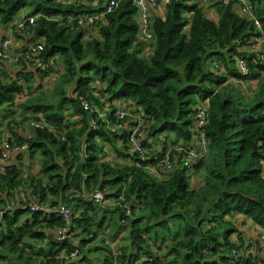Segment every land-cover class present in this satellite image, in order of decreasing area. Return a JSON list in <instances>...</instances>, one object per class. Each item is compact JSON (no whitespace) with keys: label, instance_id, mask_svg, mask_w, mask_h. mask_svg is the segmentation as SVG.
<instances>
[{"label":"trees","instance_id":"1","mask_svg":"<svg viewBox=\"0 0 264 264\" xmlns=\"http://www.w3.org/2000/svg\"><path fill=\"white\" fill-rule=\"evenodd\" d=\"M245 2L251 15L238 0L210 2L218 13L213 20L200 0H166L163 15L152 13L154 36L146 44L132 0L95 26L78 20L102 6L0 0V45L3 28L36 17L16 33L29 39L12 46L21 49L20 62L0 68V138L18 148L5 162L0 151V264H81L86 244L101 235L109 242L103 264L259 261L247 252L242 226L251 221L264 231V0ZM39 40L47 71L26 59V45ZM148 45L153 50L143 56ZM55 69L62 70L57 105L38 96ZM116 103L144 124L148 157L141 167L130 144L137 120L116 117ZM203 107L208 118L199 128ZM196 137L201 145L205 140L206 153L190 167L188 151L201 148ZM160 165L170 167L148 170ZM98 191L106 204L94 198ZM109 202L115 206L103 209ZM35 204L41 209L32 210ZM61 206L70 211L69 223L48 211ZM100 210L98 227L109 210L118 214L135 253L119 245L120 237L108 240L92 228ZM61 229L68 237L52 239ZM238 249L245 255L235 262Z\"/></svg>","mask_w":264,"mask_h":264},{"label":"built area","instance_id":"2","mask_svg":"<svg viewBox=\"0 0 264 264\" xmlns=\"http://www.w3.org/2000/svg\"><path fill=\"white\" fill-rule=\"evenodd\" d=\"M122 0H108L105 5H103V10L100 12H94L88 15H85V17H82L78 20V25L79 26H95L100 22H103L105 20V16L113 12L121 3ZM161 0H132L133 4L138 8V15H137V21L140 25V35L139 38L146 44H151V40H153V31H152V25H151V16H152V9L158 7V3ZM201 2H214V1H219V0H200ZM224 4H228L232 0H220ZM242 6H243V12L247 15H251V9L248 4H246L245 0H238ZM69 20H72V17H69ZM36 22V17L35 16H30V18H20L15 20L12 25L10 26V34L5 37V39L2 41L0 45V68L4 64H17L20 62V59L22 57L21 49L19 48L18 50H14L12 47L15 41L16 33H24L26 32L31 26H34ZM257 24L259 25L260 23L256 21ZM27 46V52H26V59H32L33 63L40 68L42 71H47L49 69V65L43 63L42 59L39 57V54L44 50V42L42 40L36 41V42H31L30 44L26 45ZM242 71L244 73H248V67L246 65V61L241 60L240 61ZM117 111H116V117L119 119H125V117H135V121L137 120V124L131 126V150L134 151L135 154L139 156L137 158V163L136 165L138 167H141V162L144 161L148 157L147 153L145 152V148L142 146V140L145 138L146 135H144V130H143V122L139 121L140 118L136 115H133L130 113V111L125 107V105H119V103L116 105ZM208 115H207V109L206 107H203L199 110L198 112V127L201 128L206 124ZM35 124V123H33ZM38 126V124H36ZM203 134V132L201 133ZM204 135V134H203ZM4 139V140H3ZM0 146H3V152L1 155L2 162H5L9 160L11 157V152L18 151V148H13L9 141H7L5 138H0ZM25 148V147H24ZM23 148V149H24ZM188 155L185 159V163L192 167L197 164L199 161V158L203 156L206 153V143L205 140H203L201 148L199 151L196 150H189ZM169 168L170 165H165V166H159L158 168H151V172L159 173L162 172L163 169ZM160 170V171H159ZM94 198H96L99 202L102 204H106V200L104 199V194L101 191L96 192ZM41 207L37 204L32 205V210H40ZM49 212L53 211H60L62 214H64L65 219L70 222V211L64 207L61 206L59 209H48ZM131 212L130 209H128V214ZM68 229H61L57 232V237L60 240H64L68 237ZM261 248H262V256L259 259V261L250 263V264H264V231H261V235L259 236L258 239ZM248 243L247 247H249L250 251V246L253 245V247L256 248L257 243H254L253 239H250L246 241ZM106 244H109L107 241ZM246 250V249H245ZM245 250H234L232 253L233 260L235 262L238 261L240 257H243L245 255ZM77 253H73L72 259L77 257ZM116 254L118 252L116 251ZM112 264H118L116 262Z\"/></svg>","mask_w":264,"mask_h":264},{"label":"rangeland","instance_id":"3","mask_svg":"<svg viewBox=\"0 0 264 264\" xmlns=\"http://www.w3.org/2000/svg\"><path fill=\"white\" fill-rule=\"evenodd\" d=\"M17 39L18 38L15 37V41H14L13 46L18 45L19 41ZM55 74H58V73H55ZM47 76L48 75L45 74V75H43V77H39L40 81H43L44 78H46ZM34 83L38 84L37 80ZM48 84H49V86L47 87V89L42 87V89L39 90V91H42L38 95L40 97L39 101H41V100H43L45 102L48 101L50 104L54 103L55 105H57V102H58V101H56L58 99L57 98V94L55 92H53V91H55V89H54V84L55 83L54 82H50ZM245 88H246L247 91L250 90V87H245ZM36 99L37 98H33V100H36ZM147 148L149 149V147H147ZM28 166H29V163L27 162V164L26 163H20L19 167L22 170H24L25 168L28 169ZM151 168H153V167L149 166L148 170L151 171ZM163 170L165 171L166 169H163ZM163 170H162V172H163ZM114 206H115L114 204L111 205V202H109L108 205L106 207H104L103 209L108 210V209H111ZM102 215H103V211L100 210L98 217L96 218L95 222L92 225V228H94V230L97 231L99 233V235H101L102 233H105L106 234L105 237L107 236L108 240H114L115 238H119V237H120V240H121L123 238L121 241L119 240V245L127 247L129 253H135L136 250L133 249L132 247L128 246L129 239L127 238V234L129 233V229L126 228L124 230H120L118 228V226H117L118 218H119L118 214L111 215L110 214V210H109V212L107 214L108 215L107 218L102 222L101 228H99L98 224L100 222V218L102 217ZM256 232H257V234L259 236L261 235L260 231H256ZM245 236H247V235H245ZM103 237L104 236L101 235L92 244H90L91 242H88L86 244V245H88L86 248H89V246H91V248L86 251L88 256H87V258L82 259L81 264H103V261H104V258H105V252L109 251V247L106 246V244H105V242L103 240ZM250 237L251 236H249V238H246V241L250 240L251 239ZM257 250H259V249H257V247L255 248V247H253V245L250 246V251H251L250 254L252 255V257H254V260L257 257H261L262 256L261 250H259V251H257Z\"/></svg>","mask_w":264,"mask_h":264},{"label":"crops","instance_id":"4","mask_svg":"<svg viewBox=\"0 0 264 264\" xmlns=\"http://www.w3.org/2000/svg\"><path fill=\"white\" fill-rule=\"evenodd\" d=\"M71 1H79L80 3H82V4H85V3H87V4H90V5H92V6H94L96 9H100L101 8V6L103 7V5H105V3L108 1V0H71ZM165 1L166 0H162L161 2H159V4H158V7H156V8H153L152 9V13L153 14H156V15H163L164 13H165V10H166V7L164 6L165 5ZM203 3V5H206V7H207V9H208V14L212 17V19L214 20H217L218 19V13H217V10H216V6L215 5H213L212 3H210V2H202ZM91 33H95V31L94 30H91L90 31ZM10 34V26L9 27H7V28H3V35H9ZM19 42H18V45L17 46H19V47H22L24 44H27L28 42H29V39L28 38H22V37H19L18 39H17ZM152 50H153V47L152 46H146L145 48H144V51L142 52V55L143 56H148V55H150L151 54V52H152ZM56 70V72L55 73H58V74H55V73H53V74H51L48 78H46L45 80H44V82H45V85L46 84H48V83H50V82H54L55 84H56V81H58V79L60 78V75H61V72H62V70H57V69H55ZM54 84V85H55ZM236 84L237 85H240L241 86V84L239 83V82H236ZM251 85H248L249 87H250V89L252 88L253 89V83H250ZM49 85V84H48ZM47 87V86H46ZM116 104H118V103H116ZM196 140V144L198 145V146H201V144H200V138H194L193 139V141H195ZM0 151H3V146H0ZM14 155H12L11 157H12V159L14 158L13 157ZM195 180V179H194ZM243 227V230H244V234H246L247 236H246V238L247 237H249V236H251L250 238L251 239H253L255 242L254 243H257V245H256V247H257V249H259V250H262V248H261V245H260V243H259V241H258V239H259V235L257 234V232L256 231H260L259 229H257V227H255V225L254 224H252V222L251 221H249V222H247L244 226H242ZM256 232V233H255ZM248 241V240H247ZM259 250H257V251H259ZM262 252V251H261Z\"/></svg>","mask_w":264,"mask_h":264},{"label":"water","instance_id":"5","mask_svg":"<svg viewBox=\"0 0 264 264\" xmlns=\"http://www.w3.org/2000/svg\"><path fill=\"white\" fill-rule=\"evenodd\" d=\"M54 235H57V233H54ZM54 235H51V238L60 241V239L58 237H54Z\"/></svg>","mask_w":264,"mask_h":264},{"label":"bare ground","instance_id":"6","mask_svg":"<svg viewBox=\"0 0 264 264\" xmlns=\"http://www.w3.org/2000/svg\"><path fill=\"white\" fill-rule=\"evenodd\" d=\"M12 156V155H11Z\"/></svg>","mask_w":264,"mask_h":264},{"label":"clouds","instance_id":"7","mask_svg":"<svg viewBox=\"0 0 264 264\" xmlns=\"http://www.w3.org/2000/svg\"><path fill=\"white\" fill-rule=\"evenodd\" d=\"M261 232V231H260Z\"/></svg>","mask_w":264,"mask_h":264}]
</instances>
